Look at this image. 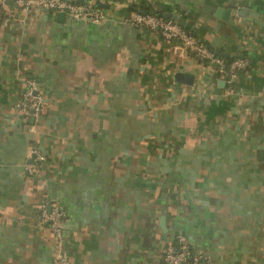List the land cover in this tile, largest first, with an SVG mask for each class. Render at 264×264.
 Instances as JSON below:
<instances>
[{
    "label": "crops",
    "instance_id": "crops-1",
    "mask_svg": "<svg viewBox=\"0 0 264 264\" xmlns=\"http://www.w3.org/2000/svg\"><path fill=\"white\" fill-rule=\"evenodd\" d=\"M100 2L127 4L122 19L129 6L173 13L255 61L221 85L178 43L119 19L0 12V264H51L39 210L52 202L66 212V264H162L178 238L212 264H264V26L236 17L253 9L264 24V0ZM218 9L231 11L220 27ZM181 66L192 86L174 80ZM26 80L43 101L28 122L15 111Z\"/></svg>",
    "mask_w": 264,
    "mask_h": 264
},
{
    "label": "built area",
    "instance_id": "built-area-1",
    "mask_svg": "<svg viewBox=\"0 0 264 264\" xmlns=\"http://www.w3.org/2000/svg\"><path fill=\"white\" fill-rule=\"evenodd\" d=\"M100 0H13L10 6L7 0H0V12L7 18H17L19 14L26 15L35 7L47 10L52 14L64 13L68 19L80 21L88 24L100 25L109 20L122 21L128 23L137 31H148L156 35L165 43L176 42L192 57L200 66L209 67L218 75L225 85L231 86L239 73L249 68L247 59H236L226 66L224 60L216 56L201 40L193 37L184 27L179 26L174 20L158 17L154 14H141L140 11H133L129 17L122 19L115 16L125 5L112 4L107 10L100 9L96 3ZM101 3V2H100ZM25 91L15 104V111L19 118L28 122L30 119L38 117L42 110V97L39 87L33 80H26ZM34 164L28 166L31 174L38 172L40 163L43 161L42 155L33 150ZM40 222L49 230L52 237V262L51 264H66L68 259L64 251L63 227L66 222V212L58 202L43 205L39 210ZM175 243L179 247H175ZM175 243H168L162 256V264H212L202 253L189 256L187 246L182 238L176 239Z\"/></svg>",
    "mask_w": 264,
    "mask_h": 264
},
{
    "label": "water",
    "instance_id": "water-1",
    "mask_svg": "<svg viewBox=\"0 0 264 264\" xmlns=\"http://www.w3.org/2000/svg\"><path fill=\"white\" fill-rule=\"evenodd\" d=\"M77 2H81V0H77ZM96 6L97 7H107V6H104L103 4H101L100 2H97ZM140 13L141 14H147L148 11L147 10H141ZM230 14H231L230 10L223 12L222 9H218L215 12L214 17L218 19V27L221 26L222 21L225 23H229ZM57 17H58V20L60 19L63 21L65 14L64 13H58ZM236 17L239 19H245L247 22L253 23V24L258 25V26H264V24L258 20L259 16L253 9L249 10L247 8H240L236 11ZM163 18L174 20L181 27H184V28L190 27V25L188 23H186V21L184 19H182L181 17H179L178 15H175L173 13H166L163 15ZM217 40H218L217 38H214L210 43L206 42L205 44L213 51V53L216 56L219 57L223 53L221 52V50L219 48L216 47ZM177 51L179 53H181L182 49L178 48ZM223 55L226 57L230 56L228 54H223ZM238 57L242 58L243 55L240 54V55H238ZM174 80L177 83L187 85V86H192L194 83V76L192 74H189L185 67L181 66V67H179V71L174 75ZM220 84L224 85V82L220 81ZM159 226L164 232L166 231L165 218L164 217H162L160 219Z\"/></svg>",
    "mask_w": 264,
    "mask_h": 264
},
{
    "label": "trees",
    "instance_id": "trees-1",
    "mask_svg": "<svg viewBox=\"0 0 264 264\" xmlns=\"http://www.w3.org/2000/svg\"><path fill=\"white\" fill-rule=\"evenodd\" d=\"M7 3L10 5V6H12L13 5V0H7ZM141 7H143V6H145V7H147L146 5H143V4H141L140 5ZM139 8L140 7H136V6H129V9H128V11L131 13V12H133V11H138L139 10ZM149 13H151V14H154V15H156V16H158V17H162L163 18V11L162 10H154V11H152V12H149ZM188 33H190L193 37H195V38H197V39H199L200 37H201V33L200 32H198V31H195V30H193L191 27H189V28H184ZM199 40H201V39H199ZM203 42V41H202ZM204 43V42H203ZM205 44V43H204ZM206 45V44H205ZM208 47V46H207ZM243 59H247L248 61H249V68L247 69V70H249L250 68H251V66H252V64H253V62L255 61V59H254V56H252L251 54H248V53H244L243 52ZM220 58H222L223 60H224V62L226 63V66L228 67V65L230 64V63H232L233 61H235L236 59H239V57H238V54H235V55H230V56H224L223 54L222 55H220L219 56ZM241 58V59H242ZM246 70V71H247ZM240 74V73H239ZM217 75V74H216ZM217 78H219L218 77V75H217ZM41 113H42V110H41ZM40 113V114H41ZM180 245L179 244H177V243H175V247L177 248V247H179ZM187 252H188V254H189V256H191V255H193V252L194 251H191V249L187 246Z\"/></svg>",
    "mask_w": 264,
    "mask_h": 264
}]
</instances>
